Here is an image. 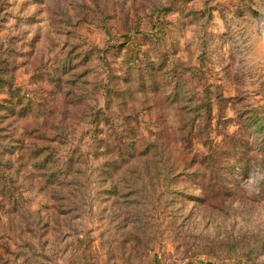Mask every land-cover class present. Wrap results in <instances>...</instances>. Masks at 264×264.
Segmentation results:
<instances>
[{"label":"rangeland","instance_id":"obj_1","mask_svg":"<svg viewBox=\"0 0 264 264\" xmlns=\"http://www.w3.org/2000/svg\"><path fill=\"white\" fill-rule=\"evenodd\" d=\"M0 264H264V0H0Z\"/></svg>","mask_w":264,"mask_h":264}]
</instances>
